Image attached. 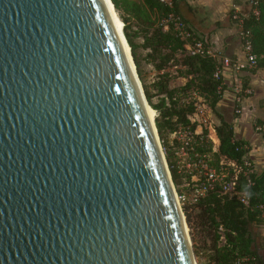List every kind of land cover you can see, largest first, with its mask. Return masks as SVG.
I'll return each mask as SVG.
<instances>
[{
    "label": "water",
    "instance_id": "obj_1",
    "mask_svg": "<svg viewBox=\"0 0 264 264\" xmlns=\"http://www.w3.org/2000/svg\"><path fill=\"white\" fill-rule=\"evenodd\" d=\"M129 51L104 0H0V264H196Z\"/></svg>",
    "mask_w": 264,
    "mask_h": 264
},
{
    "label": "trees",
    "instance_id": "obj_2",
    "mask_svg": "<svg viewBox=\"0 0 264 264\" xmlns=\"http://www.w3.org/2000/svg\"><path fill=\"white\" fill-rule=\"evenodd\" d=\"M182 1L110 0L124 25L123 34L130 47L146 102L156 114V131L177 194L181 192L182 178L176 168V143L173 141L171 144L170 136L179 129L195 132L196 126L188 120L195 111L193 102L188 101L191 94L203 98L213 116L217 117L215 132L219 146L212 154L214 163H218L220 157L239 165L244 159H251L247 142L236 139L233 124L226 122L217 112L227 89L222 74L218 80L214 78L216 70L222 68L221 61L206 54L191 55L186 48L201 42L206 50L210 43L184 19L180 9ZM249 4L250 10L245 16L234 19L237 14L231 11L230 18L239 24V34H248L241 44L249 42V53L257 57L256 68L264 69V0H249ZM177 25L181 28L178 29ZM181 32L188 33L189 38H183ZM140 39L141 43L136 42ZM139 50L145 52L142 57L138 54ZM143 65L150 66L156 73L152 86L146 84ZM171 67H174L175 74L168 71ZM245 71L252 73L254 70ZM178 78H183L185 82L173 86V79ZM239 86L243 104L247 98L244 91L249 89V75L240 77ZM206 135L207 131L203 130L194 136L193 146L200 154L211 152L212 144L206 140ZM236 190L245 193L247 205L236 196L222 194L214 185L195 204L182 206L191 236L197 228L205 234L204 244L210 253L205 255L204 264H264L253 248L250 230L253 225L264 224V169L245 176L241 172Z\"/></svg>",
    "mask_w": 264,
    "mask_h": 264
},
{
    "label": "crops",
    "instance_id": "obj_3",
    "mask_svg": "<svg viewBox=\"0 0 264 264\" xmlns=\"http://www.w3.org/2000/svg\"><path fill=\"white\" fill-rule=\"evenodd\" d=\"M182 16L199 34L209 39L210 48L219 52L222 57L243 63L246 54L242 48L238 23L230 18L233 11L236 17L245 16L250 10L249 0H183L180 6ZM140 39L138 43H141ZM249 75V90L242 104L239 117L230 114L234 107L232 89L239 85L240 77ZM227 86L220 102L219 109L226 122L232 123L236 139L246 141L250 157L254 163V171L260 173L264 169V138L253 129L255 123L264 125V69H254L252 73L237 71L234 66L225 67L222 72ZM182 83H173V86ZM264 218V216H263ZM253 248L264 261V224L252 226ZM206 239L203 236V240ZM260 244V245H259ZM208 254L210 251L207 252ZM205 259L202 264H204Z\"/></svg>",
    "mask_w": 264,
    "mask_h": 264
},
{
    "label": "built area",
    "instance_id": "obj_4",
    "mask_svg": "<svg viewBox=\"0 0 264 264\" xmlns=\"http://www.w3.org/2000/svg\"><path fill=\"white\" fill-rule=\"evenodd\" d=\"M234 19L238 20L239 18L235 16ZM177 28L180 29L181 25H177ZM181 34L183 38H189L188 33L181 32ZM247 35V33H240V39H246ZM186 48L191 55L206 54L221 61L222 68L217 69L214 74L216 80L219 79L225 67L234 66L237 71L256 69L257 57L249 53L250 45L248 41H244L242 44V48L246 54L245 61L235 64H231L230 60L222 57L219 52L213 51L210 47L205 50L201 42H196L192 48L188 46ZM219 90L220 87L218 88ZM232 92L234 93V114L239 117L242 112L240 86L234 87ZM250 94L251 91L249 89L244 91L245 96H249ZM188 101H192L195 108L194 113L188 117L190 123L196 126L195 132L188 133L179 129L170 136L171 144L173 141L176 143L174 147L176 168L177 173L182 178L181 192L177 194L175 191L179 207L182 208L184 204H195L199 199L205 197L214 185L220 189L222 194L236 196L242 204L247 205L248 199L245 193H239L236 187L238 176L241 172L244 176L254 172L253 161L250 158H246L239 165L235 161L220 157L218 163H214L212 154L217 152L219 140L215 132L212 111L204 99L195 93L191 94ZM253 129L264 138L263 124L255 123ZM203 130L207 131L206 140L212 144V147L211 152L200 154L195 150L193 144L194 136L201 134Z\"/></svg>",
    "mask_w": 264,
    "mask_h": 264
},
{
    "label": "rangeland",
    "instance_id": "obj_5",
    "mask_svg": "<svg viewBox=\"0 0 264 264\" xmlns=\"http://www.w3.org/2000/svg\"><path fill=\"white\" fill-rule=\"evenodd\" d=\"M117 14V13H116ZM118 16V15H117ZM119 18V17H118ZM120 22L122 23V21L120 20ZM123 25V23H122ZM124 26V25H123ZM123 29V27H122ZM133 30V29H132ZM240 30V28H239ZM129 33L131 32V30L128 31ZM139 40H136V42H138ZM138 54L142 57L145 52L139 50L138 51ZM143 70H144V73H145V80H146V84L148 86H152V84L154 83V81L156 80V73L154 72V70L150 67V66H146V65H143ZM169 72H172L173 74H175L174 72V67H171L168 69ZM185 82L183 80V78H178V79H173V83H183ZM154 94V92H153ZM187 99V98H186ZM156 100V99H155ZM154 100V102H155ZM149 105H147L148 107ZM150 107V106H149ZM219 107V106H218ZM217 107V112L221 115L222 112L221 110ZM151 109V108H150ZM152 110V109H151ZM153 111V110H152ZM230 114H232V117H234L233 115L234 114V107L232 108ZM154 116L156 117V114L155 112L153 111V118ZM222 116V115H221ZM213 122L214 124L218 123V120H217V117H213ZM173 188L175 189L176 191V187L174 186L173 184ZM181 189V187H179ZM182 210V208H181ZM185 217V216H184ZM187 229H188V233H189V237H190V242H191V246H192V250H193V253H194V258H195V262L196 264H202L203 260L206 258L205 255L208 254V248H207V245L204 244L205 242V239L203 240V236L205 237V234L200 232V230L197 228L193 231L192 233V236H191V233H190V230L187 226ZM260 245V244H259ZM262 246H264V244H262ZM198 254V255H197Z\"/></svg>",
    "mask_w": 264,
    "mask_h": 264
},
{
    "label": "bare ground",
    "instance_id": "obj_6",
    "mask_svg": "<svg viewBox=\"0 0 264 264\" xmlns=\"http://www.w3.org/2000/svg\"><path fill=\"white\" fill-rule=\"evenodd\" d=\"M104 1L106 3V6L108 8V11H109V13L111 15V18H112L114 27L116 29V32H117V34L119 36V39H120V42H121V45H122V48H123V51H124V55H125L128 63L130 64L131 68H133V64L131 62V57H130L129 47L126 44L127 42L124 39L125 37L123 38V33H122V31H123V29H122L123 25L120 22V19L118 18L117 14H116V11H115L112 3L110 2V0H104ZM145 109H146V113H147V115L149 117V120L152 122L153 121V111L150 109L149 106L147 107L146 105H145Z\"/></svg>",
    "mask_w": 264,
    "mask_h": 264
}]
</instances>
